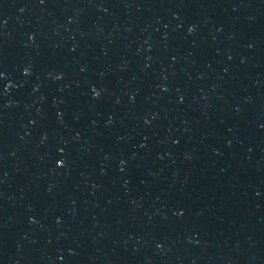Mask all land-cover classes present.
I'll return each mask as SVG.
<instances>
[{"label": "water", "instance_id": "water-1", "mask_svg": "<svg viewBox=\"0 0 264 264\" xmlns=\"http://www.w3.org/2000/svg\"><path fill=\"white\" fill-rule=\"evenodd\" d=\"M0 264H264V0H0Z\"/></svg>", "mask_w": 264, "mask_h": 264}]
</instances>
